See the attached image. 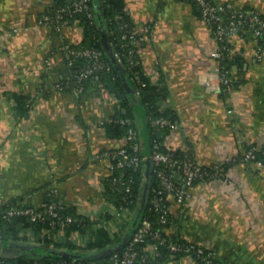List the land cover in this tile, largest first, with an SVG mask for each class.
Instances as JSON below:
<instances>
[{"label": "crops", "instance_id": "obj_1", "mask_svg": "<svg viewBox=\"0 0 264 264\" xmlns=\"http://www.w3.org/2000/svg\"><path fill=\"white\" fill-rule=\"evenodd\" d=\"M53 1L0 0V206L43 207L46 191L54 187L60 205L89 216L95 226L69 234L60 229L51 243L39 242L28 229L22 243L106 264L99 260L105 250L85 247L99 227L118 246L128 240L127 227L111 211L114 202L104 195L106 162L97 158L124 143L105 129L119 101L99 76L81 94L56 88L72 78L64 48L78 44L83 30L71 25L58 34L44 25L43 14ZM215 1L237 11L264 12V0ZM125 6L133 21L146 26L139 52L143 69L151 81L169 88L165 106L178 116L170 144L189 150L201 165L239 160L223 175L196 183L185 209L170 200L173 232L207 246L218 264H264V61L256 57L259 39L250 29L235 38L240 60L228 67L233 87L210 89L206 81L219 82L222 61L211 55L216 43L198 6L189 0H125ZM15 93L33 97L25 115L14 110ZM251 145L257 146L259 158L242 160ZM68 243L79 248L71 250ZM164 264L196 263L186 256Z\"/></svg>", "mask_w": 264, "mask_h": 264}, {"label": "built area", "instance_id": "obj_2", "mask_svg": "<svg viewBox=\"0 0 264 264\" xmlns=\"http://www.w3.org/2000/svg\"><path fill=\"white\" fill-rule=\"evenodd\" d=\"M106 1V0H102ZM199 7L203 21L211 27L213 38L216 43V48L211 52L214 58L219 60L225 58H232L236 53L234 46L235 38L242 37L246 29L252 30L253 34L260 40L256 49V57L264 61V12L259 9H247L237 11L231 4L217 2L215 0H193ZM234 11L231 18L226 20L224 13L226 11ZM85 13L89 18L94 17L91 0H73L62 6L49 10L42 18L44 25L53 29L56 33L61 34L63 30L71 26L70 18H74L75 14ZM124 14H129L126 6L122 13L118 14L117 19L118 28L120 32V46L127 49L124 53H116L117 62L121 65L129 66L132 69L131 80L137 88L142 84L143 74L147 77L149 74L143 69L140 59V47L145 41L142 35L141 28H146L143 23L133 21L130 26L126 22H121ZM17 31V28L13 29ZM76 45V44H75ZM65 56L68 65L73 66V60L79 58L83 60V65L73 72L77 85L72 92L81 94L84 92L83 82L91 75L97 72H110L111 67L104 57L103 51L92 46H72L66 45L64 48ZM141 66L139 70H133ZM223 65L219 68V82L214 85L211 80H207L206 84L211 89L222 90L224 87L232 88V81L230 76L225 73ZM56 88L61 89L57 84ZM121 123L130 125L132 122L128 118L110 117L107 123ZM150 123L158 130L174 129L177 124L171 122L168 118L157 117L151 118ZM170 133L163 141L154 140L150 154H143L141 152V143L137 137L136 130L130 126L127 130L122 146L101 151L97 158L103 160L107 165L106 180L110 179L111 187L114 191L123 193V200L119 206L114 205L111 210L114 217L122 221L126 218L132 220L134 212L130 209L126 197L131 190V180L124 178L125 167L137 169L141 166L143 161L150 160L152 169L159 182L158 187L153 189V196L150 199L157 210L161 211L160 221L166 224L168 221V213L171 211L170 200L173 198L181 207L185 209L189 205L190 199L193 196L192 190L196 183L205 182L202 165L197 162L196 158L185 155L179 158L174 154L176 147L169 142ZM187 151V150H186ZM257 147L252 146L246 151L243 160H254L256 158ZM217 168L215 177H210V180L223 175V169L219 166ZM120 169L118 174L115 171ZM105 180V179H104ZM47 195L51 197H58V192L54 187H49ZM58 199H52L45 203L43 207L16 205L9 208L3 215L6 219H11L16 215H26L32 220L43 221L47 217H51V224L54 220L59 219L58 208H60ZM81 215V214H80ZM84 218L89 216L81 215ZM74 218L68 216L65 218L66 222L73 221ZM97 221H93V226ZM178 235V234H177ZM151 237L152 242L147 246V254L142 257L138 256L136 244L145 241V238ZM179 236V235H178ZM1 237V235H0ZM180 238H184L181 237ZM185 239V238H184ZM168 243L171 251L183 253L182 257L190 256L196 263V259H201L203 264H216L213 260V252L207 246L197 243L193 240H186L179 242L178 240H168L160 231H155L152 228L151 222L143 219L140 226L134 231L132 239L125 251L114 253L110 257L111 264H144L149 253L157 254V244ZM13 252L5 250L0 251V264H6L5 258L9 257ZM30 264H46L38 258L34 259Z\"/></svg>", "mask_w": 264, "mask_h": 264}, {"label": "trees", "instance_id": "obj_3", "mask_svg": "<svg viewBox=\"0 0 264 264\" xmlns=\"http://www.w3.org/2000/svg\"><path fill=\"white\" fill-rule=\"evenodd\" d=\"M73 0H54L51 6L45 11L43 16L49 12V10L62 6L66 3L72 2ZM198 6L193 0H189ZM91 5L93 7L94 17L89 18L85 13L75 14L74 18H70L71 25H78L83 30L82 40L78 44L72 45L76 47L80 46H92L99 48L103 51L104 57L107 60L108 64L111 67L110 72H97L94 75H91L88 79L83 82L84 89L87 88L88 83L95 76L101 78L102 84L111 94L118 98L119 108L115 113V118H128L131 120V124H121V123H106L105 129L106 133L110 137H124L127 133V130L130 126L134 127L137 133V137L141 143V152L143 154H150L152 150V145L154 140L163 141L166 136L171 133V129L158 130L153 127L150 123L151 118L165 117L168 118L174 124H177L178 116L174 109L169 106H165V102L168 100L169 88L163 82H153L149 77L143 74L142 84L137 88L131 80L132 69H129V66L121 65L117 62L116 53H124L127 49H123L120 46V32L118 28L117 19L115 17L122 13L125 7V0H91ZM234 11H226L224 17L226 20L231 18V15ZM201 14V11H200ZM202 16V14H201ZM121 22H126L130 26L133 25V19L129 14H124ZM259 43L260 42L259 40ZM240 57L237 56V53L233 55L232 58L222 59V65L224 67L225 73L229 75L230 65L234 62H238ZM83 65V60L75 58L73 60V66H71L72 74L74 70L80 68ZM141 66L133 68V70H139ZM126 79L129 83V87L126 85ZM61 87V90L72 91L76 87L77 82L72 75L71 79L61 81L58 83ZM30 94L26 93H15L12 96L14 110L21 114L25 115L32 102ZM137 115L141 117L140 121L137 118ZM257 147L251 145L250 147ZM250 147L247 149L249 150ZM264 150V148H263ZM174 154L183 158L185 155L189 157H194V155L189 151H184L181 149H175ZM259 158L258 149L256 151V159ZM255 159V160H256ZM243 160V159H242ZM239 160L230 161L222 163L219 167L223 170L229 168L231 165L235 164ZM202 170L204 172V178L210 180V177H215L217 168L210 165H202ZM148 164L146 161L141 163V166L137 169H132L130 167L123 168L124 178L131 180V190L126 197L130 209L134 212L132 220L124 219L123 224L127 227L128 233H130L127 244L118 246L115 243L116 238L104 228L99 227L94 231V238L87 244L85 247L86 250H105L106 252L102 256L101 261H105L106 264H109L110 257L114 253L122 254L126 247L129 245L134 231L140 226L143 219H147L151 222L152 228L155 231H160L163 236H166L168 240L175 241H186L187 239L180 238L176 233L173 232L172 226L176 222V217L172 211L168 213V221L166 224L161 223L160 216L161 211L157 210L154 204L151 202L153 196V189L158 187L159 182L156 178V175L153 170L150 169L152 178V184L150 187V195L148 201H146V191L145 187L148 181L146 175V170ZM121 170L117 169L115 174H118ZM212 177V178H213ZM110 179L105 178L104 180V195L115 205L119 206L123 200V193L116 192L111 187ZM46 191V203L52 199H58L47 195ZM16 206L15 204H5L0 206V244L4 247H13L14 249H19L20 252L15 254L14 252L5 258L6 264H30L34 259H39L46 264H92L97 261L78 259V258H66L62 254L52 252L53 249H48L47 247H35L24 245L23 239L25 240L26 236H23L24 231L31 229L35 232L39 242L51 243L52 235L55 234L60 229H65L66 233H71L75 230L85 231L87 229H92L93 220L90 218H83L80 214L68 207L58 208L59 219L54 220V224H51L52 218L47 217L43 221L32 220L26 215H16L11 219H6L3 217L5 212ZM71 216L74 218L73 221L66 222L65 218ZM23 234V235H22ZM41 235V236H40ZM44 236V237H43ZM152 242L150 236L145 238V241L136 244V250L138 251V256L142 257L147 254V246ZM115 243V245H114ZM56 244V243H55ZM114 245V246H113ZM68 246L71 250L78 249L79 247L74 246L71 243H68ZM109 248H112L109 250ZM183 253L171 251L169 244H157V254L148 255L144 264H164L168 260L181 258ZM214 263L218 264L217 260L213 256ZM196 264H203L201 259H196Z\"/></svg>", "mask_w": 264, "mask_h": 264}, {"label": "water", "instance_id": "obj_4", "mask_svg": "<svg viewBox=\"0 0 264 264\" xmlns=\"http://www.w3.org/2000/svg\"><path fill=\"white\" fill-rule=\"evenodd\" d=\"M146 162L148 164V168L146 170V175L148 177V181H147V184H146V187H145V191H146V201H148L149 195H150V187H151V184H152L153 176H152L151 171H150V169H152L151 161L147 160ZM129 235H130V233L127 232L126 235H125V240L128 239ZM0 246H2V245L0 244ZM1 248L3 250L7 251V252H14L15 254L20 252L19 249H14L13 247L4 246V247H1ZM74 256H78V255L74 254Z\"/></svg>", "mask_w": 264, "mask_h": 264}]
</instances>
